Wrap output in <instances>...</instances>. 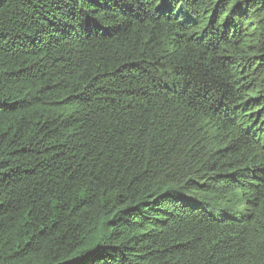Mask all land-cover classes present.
<instances>
[{"label": "trees", "instance_id": "trees-1", "mask_svg": "<svg viewBox=\"0 0 264 264\" xmlns=\"http://www.w3.org/2000/svg\"><path fill=\"white\" fill-rule=\"evenodd\" d=\"M0 264H264V0H0Z\"/></svg>", "mask_w": 264, "mask_h": 264}]
</instances>
